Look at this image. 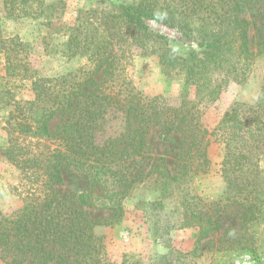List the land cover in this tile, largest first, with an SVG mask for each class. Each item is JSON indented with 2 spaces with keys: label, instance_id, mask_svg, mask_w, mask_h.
<instances>
[{
  "label": "trees",
  "instance_id": "obj_1",
  "mask_svg": "<svg viewBox=\"0 0 264 264\" xmlns=\"http://www.w3.org/2000/svg\"><path fill=\"white\" fill-rule=\"evenodd\" d=\"M2 3L6 20L43 17L53 24V18L60 17L54 15L53 3L42 0ZM73 20L54 30L64 40L52 47L66 60L83 58L85 63L56 76H39L30 66L28 44L0 30L4 72L0 101L10 107L4 120L3 152L27 180L21 207L10 214L0 212V259L9 264H144L133 254L123 255L120 262L108 256L103 236L94 232L105 223L90 215L87 196L75 199L59 189L63 170L73 168L85 173L90 184L105 186L110 200L151 183L157 196L138 203L144 208L145 222H152L153 241L168 248L151 264H201L208 244L201 239L220 227L218 220L205 218L206 213L197 216L184 199L185 208L194 214L191 220L203 226L191 251L171 248L166 242L169 232L188 222L165 214L164 200L174 195L176 182L184 176L209 170L206 147L212 141L223 144L221 173L230 192L226 199L244 207L241 229L251 238L247 245L213 252L244 249L253 264H262L249 227L264 221V174L259 166L264 158V74L254 103H233L212 128L201 118L226 82H244L255 60L264 56V0H134L78 9ZM150 20L176 28L195 47L186 55L176 54L164 35L150 29ZM47 46L44 42L46 53H55ZM137 52L155 56L166 76L180 77L178 105L169 106L160 95L144 94L126 77L127 62ZM11 79L29 80L32 99H16ZM190 86L195 88L191 100ZM118 118L123 122L121 130L102 135L107 122ZM151 128L163 136L179 133L187 144L176 153L178 160L179 152L188 158L180 165V176L165 169L163 160L149 159L146 135ZM111 211V217L118 219L120 208ZM225 262V257L213 256L206 264Z\"/></svg>",
  "mask_w": 264,
  "mask_h": 264
},
{
  "label": "rangeland",
  "instance_id": "obj_2",
  "mask_svg": "<svg viewBox=\"0 0 264 264\" xmlns=\"http://www.w3.org/2000/svg\"><path fill=\"white\" fill-rule=\"evenodd\" d=\"M42 1L53 3L55 5L53 6L54 15L60 14L59 18H53V24H48L43 17H22L16 20H6L3 18V3L0 0V30L3 35H17L28 44L30 66L37 71L39 76H56L85 63L83 58L66 60L52 47L53 45H60L64 40L61 33H54L57 27L59 28L64 22L73 23L78 9L101 8L109 6L110 3L116 5L127 4L134 0ZM60 1L61 3H59ZM148 25L151 30L164 35L169 46L178 55H186L191 48L195 47L189 38L176 28L154 20L148 21ZM249 34L252 36L254 30L251 29ZM44 42L48 43V50L52 52V49H54L55 53H46ZM251 67V72L244 82L238 83L232 80L226 82L218 98L204 108L201 120L207 128L214 127L222 114L229 110L233 103L255 102L264 74V56L258 57ZM3 74L2 61H0V75ZM125 75L144 94L149 96L160 95L169 106L179 104L181 83L178 79L180 77L178 75L166 76L155 56L141 55L138 52L132 54L127 62ZM10 83L16 99H32L29 80H20L14 83V80L11 79ZM188 98L190 100L195 99V88L193 86L188 87ZM9 109V106H4L3 102L0 101V212L3 214H10L21 207L27 183L18 167L3 152L7 146L4 120ZM56 123L57 121H54L52 126ZM122 125L123 122L119 118L110 120L105 125L106 131L102 135L112 132L116 133L121 130ZM146 136L151 151L149 152V159L156 163L163 160L165 169L170 170L172 174L180 176L183 173L180 165L188 162L184 152H179L180 160L176 156V153L182 147H187L186 143H182L181 135L175 133L163 136L159 134L158 129L151 128ZM52 148L53 146H50V149ZM206 155L210 161L209 170L203 174L191 177L184 176L183 180L176 182L177 188L174 195L164 200L165 214H169L170 218H181L188 222L186 225L169 232L166 239L167 245L182 252H188L194 248L196 239L199 237L200 227L203 226L198 223L199 221L191 220L194 218V214L190 212L194 210L197 216L206 213V215L203 214L205 218L208 216L212 220L217 219L220 226L217 230L207 233V236L201 239L202 241H208L204 249L207 252V256L200 259L201 264L208 263L213 256H217V258L220 256L225 257L226 262L224 264H253L251 255L245 252L246 250L244 249L221 251L219 253L213 252L216 248H226L228 245H247L251 238L241 229L245 212L244 207L226 199L230 192L226 188L221 173V163L224 156L223 144L210 141L206 147ZM259 166L262 174H264V158L260 160ZM69 169L63 170V182L59 189L70 193L75 199L80 194L87 196L91 207L86 208L91 210L90 215L105 223L96 226L94 232L103 236V241L111 260L120 262L123 255L133 254L142 258L144 264H151L159 255L168 251L162 241H153L149 230L152 222L149 220L151 222L149 225L145 222L144 208L138 203L140 200L149 201L154 196H157V193L151 189V183L137 186L130 190L127 195H117L114 196L113 200H110L105 195V186L100 183L92 185L88 182V176L85 173L73 168ZM107 190L108 192L112 191L110 187ZM184 199L190 202L188 206H192L191 211L185 208L184 202H182ZM207 203L209 204L206 205ZM112 207L120 208L118 219L115 218L117 221L111 217ZM249 231L255 233L256 241L259 244V258L264 264V221L258 224L252 223ZM0 264L9 263L0 259Z\"/></svg>",
  "mask_w": 264,
  "mask_h": 264
}]
</instances>
